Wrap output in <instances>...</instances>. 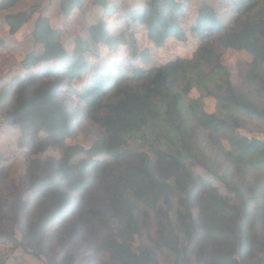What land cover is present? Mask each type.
Here are the masks:
<instances>
[{
	"label": "trees",
	"instance_id": "obj_1",
	"mask_svg": "<svg viewBox=\"0 0 264 264\" xmlns=\"http://www.w3.org/2000/svg\"><path fill=\"white\" fill-rule=\"evenodd\" d=\"M86 1L60 0L61 13L71 16L84 10ZM192 1L141 0L132 4L128 0H92L90 8L96 19L89 32L98 45L94 54L100 57L102 48L116 52L121 46L129 47V61L118 53L98 68L85 55L80 35L69 40L73 42L70 48L66 43L69 31L52 26L49 17L40 15L30 34L32 48H19L22 56L16 55L0 75V115L16 143L29 147L24 154H37L36 160L48 151L60 154L49 159L58 181L53 174L39 173L42 162L34 165L37 170L29 188H44L45 192L24 235L33 246L68 213L71 193L89 188L90 170L103 176V182L91 194L77 228L81 232L94 229L92 233L101 236L95 250H105L121 264H148L154 259L147 244L142 248L134 244L135 236H146L145 241L159 249L178 254L181 239L190 243L202 235L216 238L223 233L220 220L213 222L211 214H232L238 207L222 197L208 199L206 195L198 201L202 191L193 179L195 164L212 171L223 161L230 176L243 177L245 186L253 188L256 200L264 198V140L238 132L249 120L264 126V0H231L234 15L230 22L207 0H201L196 12L189 14ZM16 2L0 0V12H9ZM109 14L122 19L119 34L111 33ZM28 20L25 12L10 11L6 17L12 34ZM191 33L198 37L191 57L149 63L146 41L161 47L172 38L187 41ZM0 44L2 48L8 43L1 40ZM227 49L245 50L253 56L249 86L233 82L221 61ZM208 97L215 100L213 111L206 107ZM79 112L100 129L89 147L68 142L78 134ZM133 138L148 151L138 154V160L125 161L133 153L126 148ZM101 155L104 160H95ZM9 156L0 149V164ZM57 163L61 164L56 167ZM180 176L192 179L186 189L176 184ZM199 181L203 179L199 177ZM223 182L230 191L245 195L242 187ZM197 202L204 212L205 230L193 215ZM261 209L264 212V206ZM110 215L117 219L118 227L110 224ZM248 215L244 213L242 224ZM246 238L241 242L243 258L251 249ZM222 258L210 254L205 264H218L217 259ZM262 260L260 256L256 264ZM235 262L239 264L240 258Z\"/></svg>",
	"mask_w": 264,
	"mask_h": 264
},
{
	"label": "rangeland",
	"instance_id": "obj_2",
	"mask_svg": "<svg viewBox=\"0 0 264 264\" xmlns=\"http://www.w3.org/2000/svg\"><path fill=\"white\" fill-rule=\"evenodd\" d=\"M91 1L87 0L84 10H76L71 16H65L61 13L60 0H17L14 8L10 9L9 12L6 10L0 12V41L3 40L8 43L6 47H0V75H3L9 69L11 60L16 55L22 56L20 49L28 50L32 48L33 42L30 34L40 15L49 17L52 26L69 31L70 35H67L66 43L70 48H73V42L69 40L80 35L85 41L83 45L85 55L95 68H98L107 59L118 55V53L125 61H129L128 46H121L116 52L102 48L103 54L100 57L94 54L93 50H96L98 45L90 38L89 32V25L96 19L95 13L90 8ZM207 1L218 13L223 15L222 18L226 22H230L234 15L233 9L231 10L233 8L231 0ZM128 2L140 4L141 0H128ZM200 2L201 0L191 2L190 9L188 8L189 14L196 12L195 9ZM10 11L25 12L29 16L28 22L16 34L10 32V27L6 21L7 14ZM106 17L110 23L111 33L119 34L122 31L121 28L124 27L122 19L120 20L114 14H109ZM183 23L185 22L183 21ZM138 36L140 37L141 33ZM140 39H143V37ZM140 42L142 44L141 40ZM145 45L150 50L149 63L151 65L161 64L178 57H191L198 47V37L191 33L187 41L172 38L165 41L161 47H155L153 43L147 41ZM87 47L88 49H86ZM221 61L231 73L235 84L244 87L249 86L250 64L253 61V56L250 53L245 50L227 49L223 53ZM205 101L207 109L213 111L214 98L208 97ZM77 129L78 134L68 139V142L85 147L91 146L100 132L98 126L93 124L82 112L77 114ZM238 132L249 139L264 140V126H260L255 121L249 120L245 126L238 128ZM11 134L12 130L9 129L3 120V116L0 115V149L6 151L8 155H12L3 165L0 164V264H90L93 261L94 264H121L105 250H95L94 246L101 243V236L92 233L94 229H85L81 232L77 228L80 214L88 206L91 194L96 193L103 182V176L98 177L95 170H90V181L92 182L89 188L71 193L68 213L49 227L44 238L38 239L35 242L36 245L33 246L30 243V238L24 237L29 231L34 213L40 202L39 199L45 192L44 188H29L36 174L35 170H37L34 165H36V162H42L38 169L39 173L41 175L53 174L54 180L58 181L59 175L54 173L55 167L50 164L49 159L51 155L52 157H59L60 154L55 151H48L42 153L40 155L42 158L37 160V154L27 157L23 151L29 147H26L24 142L16 143L13 138L14 134ZM223 142L230 149L226 138L223 139ZM126 148L133 153L125 161L128 159L135 160L139 157L138 154L148 151L147 147L136 138L129 141ZM97 159L104 160L105 156H98L95 160ZM60 164L57 163L56 167ZM226 167L227 165L223 161L216 163L212 171L205 169L200 164H195L192 167L193 179L196 180L197 187L202 191L198 195V201L206 195H208V199L222 197L223 200L228 201L229 205L238 207V210L232 214H219L218 212L211 214L210 219L213 222L220 220L219 231L223 230V233L216 238L202 235L200 240H193L190 243L181 239L178 254L167 248L159 249L152 242L145 241L146 236L141 239L135 236L133 238L135 245L142 248L143 243H145L152 252L154 259L149 261L148 264H205L208 262L210 254H217L218 259L223 257L222 260L217 259L218 264H237L235 261H238V258L241 261L239 264L257 263L264 252L262 251L264 212L261 209L264 206V198L261 196L259 200H256L253 188L245 186L243 177L230 176ZM105 168L109 169V165H105ZM199 177L209 183L205 184L203 181H199ZM175 180L177 186L181 189H186L192 182V179L183 176L177 177ZM223 181H226L230 186L242 187L245 195L230 191ZM214 188L217 189V192L213 191ZM244 213H249V215L246 217V223L242 224V219H245V217H242ZM193 215L199 227L205 230L204 212L199 202L193 207ZM220 217L224 218L221 219ZM109 222L112 226L118 227V221L112 215L109 216ZM120 233L121 230H118V238ZM247 236L251 249L247 258H243L241 256V242L247 240Z\"/></svg>",
	"mask_w": 264,
	"mask_h": 264
},
{
	"label": "water",
	"instance_id": "obj_3",
	"mask_svg": "<svg viewBox=\"0 0 264 264\" xmlns=\"http://www.w3.org/2000/svg\"><path fill=\"white\" fill-rule=\"evenodd\" d=\"M263 260H262V264H264V252L262 254Z\"/></svg>",
	"mask_w": 264,
	"mask_h": 264
},
{
	"label": "built area",
	"instance_id": "obj_4",
	"mask_svg": "<svg viewBox=\"0 0 264 264\" xmlns=\"http://www.w3.org/2000/svg\"><path fill=\"white\" fill-rule=\"evenodd\" d=\"M242 264V263H241ZM243 264H245V263H243Z\"/></svg>",
	"mask_w": 264,
	"mask_h": 264
}]
</instances>
